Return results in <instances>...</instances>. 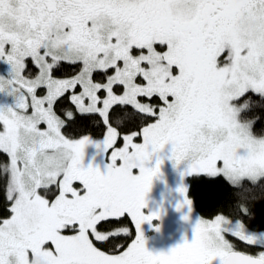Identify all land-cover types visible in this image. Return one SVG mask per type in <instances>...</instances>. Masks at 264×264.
<instances>
[{
    "label": "snow or ice",
    "instance_id": "snow-or-ice-1",
    "mask_svg": "<svg viewBox=\"0 0 264 264\" xmlns=\"http://www.w3.org/2000/svg\"><path fill=\"white\" fill-rule=\"evenodd\" d=\"M0 60L12 66L0 93L13 98L0 104L10 213L0 264H264V251H237L226 234L250 245L258 236L222 214L167 253L149 251L140 231L159 215L143 209L169 142L185 177H223L245 199V181H264L261 117L250 118L264 109V0H0ZM114 105L152 122L121 137ZM97 117L101 138L65 134ZM89 145L106 170L84 165ZM179 191L191 210L188 186ZM129 218L135 238L122 243Z\"/></svg>",
    "mask_w": 264,
    "mask_h": 264
},
{
    "label": "rangeland",
    "instance_id": "rangeland-1",
    "mask_svg": "<svg viewBox=\"0 0 264 264\" xmlns=\"http://www.w3.org/2000/svg\"><path fill=\"white\" fill-rule=\"evenodd\" d=\"M25 64L27 67H26L24 75L28 78H32V76L38 70L35 67V65L32 63L31 58H26ZM11 67L12 66L6 60H0V75L9 76L11 74ZM60 78H63V77L61 76ZM12 102H13V98L11 96H7L4 93H0V104H4V103L11 104ZM143 102L158 103L155 100L153 101L144 100ZM151 122L152 121L148 123H151ZM112 126L115 127L114 125ZM144 126H146V124L143 125L142 127ZM142 127L140 129L128 131V132H120L119 130L118 131L120 132V135L122 137L124 135H129L132 132H140ZM105 131L106 129H104V131L100 135H92L89 133H84V134L91 135L94 138L98 139L103 136ZM254 134L256 133L254 132ZM256 135L264 136V133L260 135L259 134H256ZM72 138H78V136L72 137ZM135 141L142 142V138L137 137L135 138ZM120 146H122V140L118 139L117 147H120ZM172 149H173V145L171 144V142H169L160 151V153L157 154V158L163 159V163L161 164V170L163 174L165 175V177L167 178V180L170 182L168 190L170 194V202H171V208H172L171 212L177 218L175 217L176 220L173 217H171V219L169 220L166 219L164 210L161 208V205L157 202V199L154 196L153 186L151 187V190L146 195L147 203H146V207L143 209L146 215H150L153 212L159 213L158 217L153 219L151 222H148V221L144 222L141 225V229H140V231H142L144 234L146 248L149 251L156 252V253H160V252L167 253L177 246V245L175 246V244L173 245V242L168 239L173 230L178 231V234L185 235L188 238L187 242H190L195 237V227H196L198 220L200 218L211 220V219H214L216 216L215 215L212 217H205L199 214V212L196 210L194 201L189 195V179H188L189 176L185 177L183 175V172L187 166L186 162H181L179 165H177L174 159L172 158ZM110 152L111 150H109V153ZM106 162L107 161L105 159V155L100 153V150L97 149L94 145H89L85 149V156L83 160V163L85 166L92 164L94 166L100 167V169L104 171L106 170L105 168ZM154 163H155V159L151 162L150 166H153ZM195 174L196 173L192 175H195ZM182 185L188 186V197L189 199L192 200L191 210H189V207L187 205L180 207L182 201L185 198L184 194L179 191ZM217 215H220V214H217ZM185 216H188L189 218L185 219ZM225 216H227L228 218L234 221V226L237 220L242 222L245 225L247 232L250 234L257 235L260 240V243L257 244L259 247L253 248L254 250L252 251H247L235 245V241H234L235 236L231 234H226V237L234 245L235 250L243 251V252L253 254V255H258L259 252L264 251V247H262V245H264V229L263 228L250 227L249 225H247L246 223L242 221V219H244L242 217L240 218V217H234V216H229V215H225ZM7 218H9V216L5 217L4 219H7ZM129 243H131V241ZM213 264H220L219 258H217V260L214 261Z\"/></svg>",
    "mask_w": 264,
    "mask_h": 264
},
{
    "label": "trees",
    "instance_id": "trees-1",
    "mask_svg": "<svg viewBox=\"0 0 264 264\" xmlns=\"http://www.w3.org/2000/svg\"><path fill=\"white\" fill-rule=\"evenodd\" d=\"M71 70L72 66H68ZM264 109H257L254 113L250 114V118L253 116H260L254 125L253 131L256 134L264 133ZM110 122L117 127L120 132H128L140 129L143 125L147 124L151 120L146 118L144 114L136 113L130 106L121 107L120 105H114L109 112ZM105 127L102 123V119L97 117L95 122L90 121L88 127L82 132H68L66 135L71 137H77L79 134L89 133L92 135H100L104 131ZM8 160L4 153H0V162H6ZM189 179V195L193 199L195 208L205 217H212L217 214H224L234 217H242V221L250 227H257L264 229V181L260 182L259 187H254L245 181V185L252 189V193L248 199L244 198V194L237 188H234L223 177L211 178L204 174H195L188 177ZM6 181L0 170V220L8 217L5 191ZM251 195H255L256 198L252 199ZM246 209V212L242 211ZM246 218V219H245ZM125 226L129 227L133 232V235L129 237H123L122 243H129L135 237L134 223L130 222V218L126 221ZM235 245L247 251L254 250L253 248L259 247L258 245H250L238 237H234ZM109 250V249H104Z\"/></svg>",
    "mask_w": 264,
    "mask_h": 264
},
{
    "label": "flooded vegetation",
    "instance_id": "flooded-vegetation-1",
    "mask_svg": "<svg viewBox=\"0 0 264 264\" xmlns=\"http://www.w3.org/2000/svg\"><path fill=\"white\" fill-rule=\"evenodd\" d=\"M169 185H170V182L167 180L162 170L160 174L156 178H154L153 184H152L154 196L157 199V202L161 205V208L164 210L165 217L168 220L171 219V217H173L174 219L176 217L171 212L172 208H171V202H170V194L168 190ZM168 239L173 242V245L175 244V246L176 245L179 246L185 243V241H187L188 238L183 234H178V231L173 230Z\"/></svg>",
    "mask_w": 264,
    "mask_h": 264
},
{
    "label": "water",
    "instance_id": "water-1",
    "mask_svg": "<svg viewBox=\"0 0 264 264\" xmlns=\"http://www.w3.org/2000/svg\"><path fill=\"white\" fill-rule=\"evenodd\" d=\"M241 252H243V251H241ZM245 254H249V253H246V252H244ZM250 255H252V254H250Z\"/></svg>",
    "mask_w": 264,
    "mask_h": 264
}]
</instances>
